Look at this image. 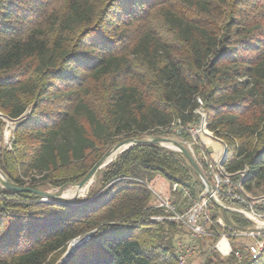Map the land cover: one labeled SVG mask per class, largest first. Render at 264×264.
<instances>
[{
    "label": "trees",
    "instance_id": "16d2710c",
    "mask_svg": "<svg viewBox=\"0 0 264 264\" xmlns=\"http://www.w3.org/2000/svg\"><path fill=\"white\" fill-rule=\"evenodd\" d=\"M200 109L228 147L225 171L239 181L247 169L245 191L264 195V0H0V114H28L0 148L12 185L77 186L122 137L190 139L177 124L199 123ZM6 124L0 116V141ZM159 177L192 197L205 190L181 154L156 143L119 155L97 173L101 190L74 203L9 192L0 180V264H58L88 236L67 264H179L190 230L153 220L167 214L144 183ZM174 197L187 213L192 199ZM211 206L197 249L205 264H264V251L239 260L212 250L221 231L252 223Z\"/></svg>",
    "mask_w": 264,
    "mask_h": 264
},
{
    "label": "built area",
    "instance_id": "2783aa9c",
    "mask_svg": "<svg viewBox=\"0 0 264 264\" xmlns=\"http://www.w3.org/2000/svg\"><path fill=\"white\" fill-rule=\"evenodd\" d=\"M198 103L203 106L201 99H198ZM197 113L201 115L199 123L187 128H184L181 122L177 125L181 131L184 130L189 134L190 139L182 145L190 151L203 172V167L205 168L204 174L211 185V190L208 191L205 187V190L197 197H192L188 188L177 183L170 184L160 177L152 182L144 183L154 196L153 205L164 209L167 214L155 217L153 220L182 222L189 228V239H181L177 244L179 264H189L190 259L197 253L199 239L208 236L213 217L211 202L215 201L226 211L243 216L252 223V226L237 228L231 232L224 230L219 234L212 250L223 256L234 255L239 260L245 255L257 260L264 251V195L254 197L245 191L243 183L248 175L247 169L237 174L241 176L239 181H235L234 175L225 171L222 163L228 147L208 130L207 118L203 110L200 109ZM201 137L217 141L224 148V154L221 153L219 159L215 160L213 153L209 155L207 152L206 144L202 142ZM178 191L192 199L191 208L183 215L176 211L174 195ZM225 198L239 201L244 206L241 208L227 206L224 203ZM218 223L225 227L222 218H219Z\"/></svg>",
    "mask_w": 264,
    "mask_h": 264
},
{
    "label": "water",
    "instance_id": "95a60500",
    "mask_svg": "<svg viewBox=\"0 0 264 264\" xmlns=\"http://www.w3.org/2000/svg\"><path fill=\"white\" fill-rule=\"evenodd\" d=\"M0 116L2 118H5L7 121H10V122L16 124V123L26 119L28 114L24 115L23 117H21L20 119H17V120H12L10 118L3 116L2 114H0ZM150 143L160 144L161 146H163L169 150H172L174 152L181 154L189 162V164L194 169V171L197 173L198 177L201 179V181L205 185L206 189L208 191L211 190V185H210L209 181L207 180L204 172L202 171V169L200 168V166L198 165V163L196 162L195 158L190 153V151L181 143L176 142L172 139H166V138H156L154 140H145V139L139 140V139L132 138V139L122 140L121 142L116 144L112 148V150L109 153H107L93 167V169L87 174V176L77 185L79 192L86 189V188H90L95 182L97 173L99 171L103 170L105 167L109 166L119 155L123 154L125 151H127V150H129V149H131L137 145L150 144ZM165 145H167V146L169 145V146H171V148L167 147ZM114 153H117L115 158H113L107 162V159ZM227 153H228V150L225 151L223 161L227 157ZM1 183L4 187V189L9 191V192L31 193V194H34L38 197H41L43 202H49V200H54V201H59V202H69L67 199H65L61 196L49 193V192H43V191L35 190V189L29 188V187H19V186L12 185L7 180L6 176L3 173H2V177H1ZM90 239H91V236H88L85 239L74 240L72 243L77 242V244L72 249L69 247V249L67 250V252L63 256V258L58 262V264H67L71 260L73 255L80 249V247L83 244L87 243Z\"/></svg>",
    "mask_w": 264,
    "mask_h": 264
},
{
    "label": "rangeland",
    "instance_id": "374dc122",
    "mask_svg": "<svg viewBox=\"0 0 264 264\" xmlns=\"http://www.w3.org/2000/svg\"><path fill=\"white\" fill-rule=\"evenodd\" d=\"M15 128H16L15 123H12L10 121H7V124L5 126V130H4L3 139L0 141V148H2V147L3 148L4 147H10L11 146V141H12V137H13V131L15 130ZM125 139H129V138L122 137L120 140L122 141V140H125ZM143 139H145V140H153V137L152 136H149V135H144L143 136ZM171 139L174 140V141H176V142H179L181 144H183L185 142V141H182V139L179 138V137H177V136H174ZM201 140H202V142H205V144H206V150L209 153V155H211V153H213L214 155H216L219 152H221V153L224 154V148L221 145H219L217 141H215L213 139L209 140L208 138H205V137L204 138L201 137ZM165 146H167V145H165ZM111 150H109L108 152H106V154L109 153ZM1 177H2V173H0V180H1ZM101 187H102V185L100 183L98 184V182H97V176H96L95 182L91 186L90 190H92V189L101 190ZM68 191L74 193V195H73L74 197H72L70 199L65 198L70 203H74L75 201H78V200H86L87 197H88V195L86 197H82V194L80 193L81 191L79 192V189H78L77 186H68V187H66L65 189H62V190H59V189H51L49 191V193H52V194H55V195H58V196H61V197L64 198V194H66ZM221 233H222V231H221ZM189 234L190 233H188L187 230H184V235H182L181 238H183L184 240H188L189 239V236H188ZM207 245H209L208 239H207ZM206 251L207 250H205V249L203 251H201V252L198 251L195 254V257L192 259V264H205L206 253H207Z\"/></svg>",
    "mask_w": 264,
    "mask_h": 264
},
{
    "label": "bare ground",
    "instance_id": "6f19581e",
    "mask_svg": "<svg viewBox=\"0 0 264 264\" xmlns=\"http://www.w3.org/2000/svg\"><path fill=\"white\" fill-rule=\"evenodd\" d=\"M167 147H170V148H171V146H169V145H168ZM116 155H117V153L112 154V155L107 159V162L110 161L111 159L115 158ZM90 188H91V187H90ZM90 188H86V189H84V190H82V191L80 192V193L82 194V197H86V196L88 195V192H89ZM77 194H78V193H77ZM73 195H74V193L68 191L66 194H64V198L70 199V198L74 197ZM75 195H76V194H75ZM79 195H80V194H79ZM76 244H77V242H74V243L70 244L69 247L72 249Z\"/></svg>",
    "mask_w": 264,
    "mask_h": 264
},
{
    "label": "crops",
    "instance_id": "0c3cea01",
    "mask_svg": "<svg viewBox=\"0 0 264 264\" xmlns=\"http://www.w3.org/2000/svg\"><path fill=\"white\" fill-rule=\"evenodd\" d=\"M218 144H219V143H218ZM219 145H220V144H219ZM220 155H221V152H219V153L216 154V155L213 154V158H214L215 160H217V159H219Z\"/></svg>",
    "mask_w": 264,
    "mask_h": 264
}]
</instances>
